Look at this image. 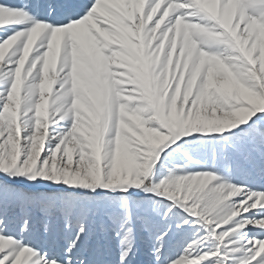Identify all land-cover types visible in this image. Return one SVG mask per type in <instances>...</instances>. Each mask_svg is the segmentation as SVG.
<instances>
[{"label": "rangeland", "instance_id": "374dc122", "mask_svg": "<svg viewBox=\"0 0 264 264\" xmlns=\"http://www.w3.org/2000/svg\"><path fill=\"white\" fill-rule=\"evenodd\" d=\"M12 2L19 5L21 0ZM163 3L164 0H160L152 13L146 16L147 0H105L103 6L94 9L86 23L57 33L61 36L91 35L95 30L98 36H92L86 48L87 60H82L76 53L70 67L65 63L58 71L60 62L54 55L45 61L42 77L37 73L38 61L25 71L29 55L26 50L14 74L15 83L8 103L0 113V136L8 132V140L0 145V166L12 167L18 163L20 132L31 127L30 161L35 164L30 163L26 170L35 172L44 144L50 137L58 138L51 136L50 129L61 121L72 119V133L63 137L56 152L39 169L49 179L80 188H115L123 184L143 186L150 175L152 161L165 148L161 153V164L167 158L182 166L186 155H191L198 163L192 164L190 172L185 174L214 170L234 184L264 190V185L249 181L246 175L248 170L264 167V159L257 156L254 161L243 165V171L229 174L223 162H215V146L220 134L196 133L191 138L183 137L192 131L228 128L248 119L256 111H264V95L244 87L234 72L237 65L254 69L259 64L258 74H248L256 75L257 79L264 78V20L246 17V0H191V6L215 21V26L190 24L182 17L168 31L161 32L162 21L155 27L150 28L149 25ZM186 6L173 3L168 14ZM246 21L247 27L241 31V25ZM14 22L15 17L0 16V26ZM102 23L107 27L101 28ZM44 27L40 26L41 29ZM34 34H38L36 30ZM205 39L218 41L219 51L204 52ZM14 44L15 40L0 46V65ZM106 48L113 49L110 55L105 54ZM33 73L37 74L34 76ZM201 77L204 78V86L197 94ZM221 97L229 101L226 106L220 104ZM117 111L123 139H118L117 150L113 151L108 136L112 128L111 116ZM148 111L154 114L153 119L169 128V135L147 127L150 121L145 119V113ZM22 122L25 124L23 129ZM235 131L224 136L234 137ZM133 143L142 147L133 151ZM6 146L10 147V152ZM156 171H160V164ZM160 178L158 175L157 179ZM208 183L210 180L204 176H189L183 180L173 177L170 183L157 188L155 195L172 199L182 206L192 201L188 211L197 217L198 222L210 228L214 236L243 212L264 207V194L260 193L249 195L239 205L232 204L235 197L244 195V189L230 185L218 190V199L203 202L197 194ZM22 187L41 197L58 196L80 202L111 204L114 199H127L119 192L98 190L93 193L44 182L28 185L24 181ZM128 195L141 205V216L144 208L154 207V201L159 199L154 194L137 190ZM252 200L255 203L249 206ZM164 203H167L166 199ZM151 221L150 226H145L142 219L133 217L130 222L133 236L128 245H122L123 234H126V225L129 224L126 219L112 221L107 230L93 218L85 217L79 223L91 236L87 247L96 264H121V251L125 247L132 249L126 264H156L153 253L157 246V229L166 230V222L156 213H152ZM175 223L174 219L173 226ZM246 223L215 238L223 243ZM20 226L17 220L9 228L15 233ZM194 233L192 228L179 232L174 228L166 239L163 264L169 258H177L186 244L194 239ZM8 243L0 239V248ZM259 248L257 255L264 253V244Z\"/></svg>", "mask_w": 264, "mask_h": 264}, {"label": "snow or ice", "instance_id": "6c2138e0", "mask_svg": "<svg viewBox=\"0 0 264 264\" xmlns=\"http://www.w3.org/2000/svg\"><path fill=\"white\" fill-rule=\"evenodd\" d=\"M105 0H21L20 4L13 3L12 0L0 2V16L15 17L16 22L0 26V46L9 41L15 40V44L0 65V113L5 110L8 103L9 94L12 92L15 83V72L20 67L21 58L28 50V62L25 64V71L31 67L33 62L38 61L37 73L42 77L41 69L45 61L53 57H58L59 67L67 63L70 67L74 54L79 53L82 60H87L86 48L92 36H98L95 30L91 35L77 34L75 36L65 34L57 35L60 30L69 29L73 25L86 23L93 14L94 9L103 6ZM160 0H147L145 15L152 13ZM187 5L178 8L168 14L171 4ZM109 11H113L109 9ZM245 15L247 18L264 20V0H246ZM184 18L190 24H203L206 27L215 26V21L206 16L204 12L194 9L191 0H164L159 10L152 18L149 27H155L162 23L161 32L168 31L180 18ZM248 21L241 25V31L247 27ZM40 26H45L41 29ZM101 28H106V24H101ZM34 30L38 34H34ZM222 31V29H219ZM220 43L213 39H205L203 51L206 53H216L219 51ZM113 49L106 48L105 54L110 55ZM259 55V53H257ZM260 66L256 68H245L237 65L234 68L235 74L241 78L244 87L251 91L264 95V78L257 79L256 75H249V72L259 73ZM37 73H33L35 76ZM31 82V81H30ZM204 86V78L201 77L200 87ZM59 88V85H57ZM222 106H226L229 101L226 97L219 98ZM153 113H145V119L150 121L147 124L149 129H157L164 135H169V128L162 126L161 122L153 119ZM112 128L108 139L111 141L113 151L117 150L118 139H123L122 125L118 111L111 116ZM74 121L72 119L61 121L50 129L51 136L58 138L49 140L44 144L43 152L40 153L39 163L35 165L36 171H27L26 166L35 164L30 161V140L32 129L20 132L21 152L19 161L12 167L0 166V239L10 243L0 248V264H96L95 258L87 247V242L91 236L87 233L86 227L79 221L85 217L99 220L104 229L112 221L126 219L127 232L123 234L122 245H128L133 236V228L130 222L135 217L143 220L145 226H150L151 215L156 213L162 216L166 222V230L157 229L156 248L153 255L156 264L164 262V246L169 233L183 231L187 228L195 229L194 239L188 242L183 252L175 259H167L166 264H264V253L259 246L264 244V207L250 208L243 212L233 221L219 229L215 236L210 228L198 222L197 217L190 214L188 208L192 206V201L187 205H181L172 199L155 195V190L172 181L173 177H180L182 180L189 176L193 178L204 176L210 180L203 189L198 192L199 199L210 203L218 199V190L225 185L244 189V195L235 197L231 203L239 205L253 193L264 194V190L256 189L250 185H237L231 180L220 175L214 170L203 171L195 174H185L190 172V166L198 163L191 155H186L182 166H177L167 158L161 164V150L158 158L152 161L150 175L144 181L143 186L136 184H123L118 187L102 188H80L71 184L63 183L55 179L47 178L39 171L40 167L49 161L56 152L64 136H68L73 131ZM25 124L21 123V128ZM239 130V131H235ZM234 137H225V133H233ZM220 134L217 142L216 163L223 162L229 174L243 171V165L255 160L257 156L264 159V111H256L248 119L235 123L228 128L217 127L215 130L192 131L183 137L191 138L193 134ZM8 140V132L5 131L0 136V145ZM179 139L178 141H180ZM193 143H197L193 141ZM176 144V143H175ZM173 145V144H172ZM140 145L132 144V150L136 151ZM167 148V147H166ZM8 152L10 147L6 146ZM160 164V171H156ZM171 165V166H169ZM165 172L167 175H165ZM160 179H157V176ZM249 181L264 185V167L248 170ZM21 183H10V182ZM27 181L28 185H36L37 182L64 186L73 190H89L93 193L98 190H108L113 193L119 192L127 197L125 200L114 199L111 204L101 201L80 202L72 201L61 197H41L34 194L30 189L22 187V183ZM133 190L142 191L145 194H154L159 198L154 201V207L149 205L143 209L141 216V205L128 194ZM166 199L167 203H164ZM255 203L249 201V206ZM176 223L173 226L172 221ZM20 222L17 232L10 231V224ZM248 222L234 236H230L223 243L215 237L220 233L227 232L239 224ZM121 235V233H117ZM236 241V243H233ZM25 250H29L25 253ZM131 247H125L121 251V264H126L131 255Z\"/></svg>", "mask_w": 264, "mask_h": 264}]
</instances>
